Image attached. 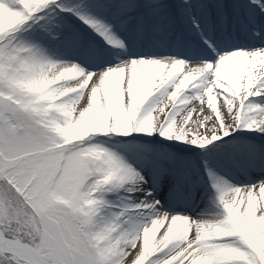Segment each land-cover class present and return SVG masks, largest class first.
Wrapping results in <instances>:
<instances>
[{"label":"snow or ice","instance_id":"6c2138e0","mask_svg":"<svg viewBox=\"0 0 264 264\" xmlns=\"http://www.w3.org/2000/svg\"><path fill=\"white\" fill-rule=\"evenodd\" d=\"M0 264H264V0H0Z\"/></svg>","mask_w":264,"mask_h":264},{"label":"rangeland","instance_id":"374dc122","mask_svg":"<svg viewBox=\"0 0 264 264\" xmlns=\"http://www.w3.org/2000/svg\"><path fill=\"white\" fill-rule=\"evenodd\" d=\"M213 94H214V95L216 94V89H214ZM205 101H206V97H205ZM165 102L167 103L168 101H165ZM218 106H219V102H218ZM195 107H196L197 109L200 107L199 102H196ZM207 111H208V109L205 107V113H207ZM194 119H195V117H194Z\"/></svg>","mask_w":264,"mask_h":264},{"label":"bare ground","instance_id":"6f19581e","mask_svg":"<svg viewBox=\"0 0 264 264\" xmlns=\"http://www.w3.org/2000/svg\"><path fill=\"white\" fill-rule=\"evenodd\" d=\"M133 255H135V253H133ZM129 259H131V257H129Z\"/></svg>","mask_w":264,"mask_h":264}]
</instances>
